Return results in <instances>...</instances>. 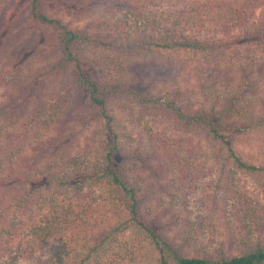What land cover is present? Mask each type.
<instances>
[{
    "label": "trees",
    "instance_id": "trees-1",
    "mask_svg": "<svg viewBox=\"0 0 264 264\" xmlns=\"http://www.w3.org/2000/svg\"><path fill=\"white\" fill-rule=\"evenodd\" d=\"M54 1L65 3L0 0V259L264 264V238L229 251L179 229L180 211L139 168L164 172L174 196L185 154L132 145L121 115H166L218 160L264 175V27L233 38L256 26L264 0H103L113 15L81 27Z\"/></svg>",
    "mask_w": 264,
    "mask_h": 264
},
{
    "label": "rangeland",
    "instance_id": "rangeland-1",
    "mask_svg": "<svg viewBox=\"0 0 264 264\" xmlns=\"http://www.w3.org/2000/svg\"><path fill=\"white\" fill-rule=\"evenodd\" d=\"M63 1L65 3H49L48 9L62 15L73 26H93L106 13L113 15L104 6L106 2L103 0ZM96 3H99L98 6H95ZM255 23L256 26L237 31L233 38L242 36L245 39L248 31L253 32L257 26L264 27V9L257 14ZM195 34L207 40L221 37L211 32ZM120 73L119 67L113 71L114 75L121 77ZM152 73L155 74L154 71ZM154 78L158 79V76L155 74ZM169 78L170 85L178 81L174 74H169ZM184 79L186 78L183 77ZM121 115L132 145L142 144L148 150L152 142L166 144L169 148L174 144L185 154L186 169L170 177L175 187L174 196L168 194L169 178L164 172H159L156 168L153 172L139 168L145 175V183L154 182L155 189L160 187L168 195V201H172L180 211L179 219L172 216L174 220H179V229L192 235L196 241L212 246L221 245L229 251L245 247L250 240L264 238V175L236 169L218 160L211 155L210 146L204 136L184 133L166 115L143 111L142 107L135 111L125 110ZM258 153L264 156V151ZM23 207L22 203L14 207L11 219H18ZM120 239L124 245L128 243L132 246V243H136L132 231L125 232ZM108 255H112V252ZM0 264H15V252L9 250L4 253ZM118 264L130 262L123 261Z\"/></svg>",
    "mask_w": 264,
    "mask_h": 264
}]
</instances>
